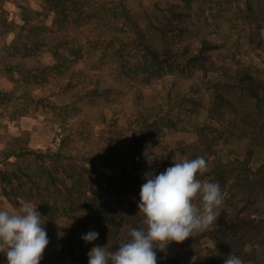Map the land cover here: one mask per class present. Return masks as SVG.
Listing matches in <instances>:
<instances>
[{
    "label": "trees",
    "instance_id": "trees-1",
    "mask_svg": "<svg viewBox=\"0 0 264 264\" xmlns=\"http://www.w3.org/2000/svg\"><path fill=\"white\" fill-rule=\"evenodd\" d=\"M6 1L0 0V40L13 33L16 37L6 45L0 69L26 86L22 96L26 100L40 101L49 107L51 104L32 94L34 87L64 75L72 55L76 60H91L94 41L90 36H83L72 48L68 38L76 30L84 35L86 29L96 31L100 26L102 55L117 59L122 84L133 82L135 91L142 93L148 86L156 91L154 83L173 77L167 92L168 110L152 108L145 104L144 96H138V103L128 116V127L111 130L109 126L103 152L74 156L63 151L10 148L6 160L32 158L40 167L34 174L14 163L13 170H1L3 194L8 199L25 197L36 202L37 211L41 216H50L51 228L63 241L56 254L44 252L40 264L69 257L74 264H88L87 254L95 245L115 251L122 242L130 240V229L146 228L137 207L146 178L164 172L175 162L199 156L205 158L208 170L202 176L197 174V178L218 182L223 204L215 222L194 231L183 242L204 240L223 246L228 240L231 250L235 248L232 253L243 264H264V164L257 170L251 167L255 151H264V81L257 79L250 66L237 60L226 43L202 36L189 11L162 10L166 15L157 23L151 22L148 28L138 13L129 9L126 0H105L103 4L93 0H43L42 12L19 5V24L10 20ZM244 3L248 19L257 26L252 36H258L259 46H263L264 0ZM50 12L55 14L52 27L45 22ZM43 48L52 50L56 63L28 68L27 61ZM91 70L96 71L97 67ZM100 91L108 101L109 88L97 85L82 99H97ZM1 97L9 101L15 98L11 93H0ZM222 127L230 128L223 144L216 133ZM178 133H194L198 140L171 139ZM235 139L249 143L244 160L229 161L221 154L223 146ZM146 155L156 157L151 165ZM44 191L54 202L51 208L43 202ZM60 219L67 221L56 224ZM90 230L98 232L99 237L86 243L81 237ZM250 234L251 239H247ZM181 243L172 241L165 247Z\"/></svg>",
    "mask_w": 264,
    "mask_h": 264
},
{
    "label": "rangeland",
    "instance_id": "rangeland-1",
    "mask_svg": "<svg viewBox=\"0 0 264 264\" xmlns=\"http://www.w3.org/2000/svg\"><path fill=\"white\" fill-rule=\"evenodd\" d=\"M105 0H93L97 4H103ZM129 9L138 13L143 19V26L150 28L151 22H158V18L164 17L171 9L191 12L194 22L200 28L202 36L210 41L226 43L236 54V59L250 66L257 79L264 81V45L259 46V37L252 36L256 30L255 23L247 17L244 0H126ZM94 4V3H93ZM19 5L43 11V0H7L5 8L9 12L12 21L21 23V9ZM95 5V4H94ZM96 6V5H95ZM113 4L109 5L112 8ZM46 15V13H44ZM45 17V16H44ZM108 18V16H107ZM169 19V18H168ZM55 20L54 13H48L46 24L52 27ZM107 20V19H106ZM102 23V21H101ZM113 24H115L113 22ZM113 30L114 25H111ZM102 26L98 30L86 29L84 35H79L76 30L69 37L71 48L77 44V40H83L90 36L92 44V59L82 58L76 60V56H70L65 74L54 78L48 84L34 87L32 94L42 98L40 101L26 100L22 98L25 85L17 83L0 69V93H11L14 99L11 101L0 98V171L14 168L11 163L18 164L24 171L34 174L40 167V163L32 158L12 157L6 160L11 147L38 152L63 151L69 155H87L93 152H103L105 138L108 136L109 126L111 130L118 127H128V116L133 112L138 103V96H144L145 104L157 110H168L167 95L173 83V77L167 76L161 84H155L156 91L148 86L142 93L135 91L131 83L122 84V75L119 71L117 59L113 56H103V42L99 38ZM255 34V32H253ZM264 35V33H263ZM16 37V33L10 34L0 40V58L6 54V45ZM23 61V60H22ZM19 62V59H15ZM56 63L54 54L50 48H43L40 54L27 61V67L52 66ZM97 67L96 71L91 68ZM84 72V73H83ZM95 74L94 77L88 76ZM18 78V74L15 75ZM93 79V80H92ZM109 88L110 99L107 101L99 93L97 99H82L88 90L96 88ZM106 92V91H103ZM95 93L94 95H96ZM121 93V94H120ZM161 93V94H160ZM140 94V95H139ZM154 99V101H152ZM118 102V103H116ZM229 127H222L216 131L223 144L224 137L229 133ZM214 136V135H213ZM19 138V142L15 141ZM175 141L193 142L198 140L194 133H178L171 137ZM18 149V150H19ZM249 143L246 140H233L223 146L221 154L226 160H244L247 158ZM264 164V151L256 150L251 161V167L257 170ZM31 186V184L29 185ZM39 198V194L35 193ZM44 201L48 202V208L54 205L49 192L44 191ZM23 202L31 203L38 209L36 202H31L25 197L8 199L2 191L0 178V208L15 211ZM194 203L200 205V197ZM46 215V214H45ZM43 227L47 232L49 244L45 253L58 252V245L62 239L51 228L50 216H42ZM67 220H56V224H64ZM53 236V237H51ZM51 237V238H49ZM251 239V234L247 237ZM246 239V240H247ZM244 243V238L241 239ZM60 249V248H59ZM235 248H232V250ZM230 242L223 246L209 241L195 243L192 241L181 244H173L165 247L163 251H157V264H224V259L233 251ZM0 264H7L6 254L0 249ZM47 264H74L69 257L65 261Z\"/></svg>",
    "mask_w": 264,
    "mask_h": 264
},
{
    "label": "clouds",
    "instance_id": "clouds-1",
    "mask_svg": "<svg viewBox=\"0 0 264 264\" xmlns=\"http://www.w3.org/2000/svg\"><path fill=\"white\" fill-rule=\"evenodd\" d=\"M156 159L146 155L149 165ZM204 157L173 163L164 172L146 178L137 205L146 228L130 229V240L115 251L95 245L88 252V264H157L155 249L163 251L169 242L181 243L196 230L206 229L217 220L223 204L218 182L201 181L207 172ZM200 197V205L194 201ZM36 206L23 202L15 210L0 208V249L7 264H40L49 239ZM93 230L82 235L86 243L97 240ZM224 264H243L233 253Z\"/></svg>",
    "mask_w": 264,
    "mask_h": 264
}]
</instances>
